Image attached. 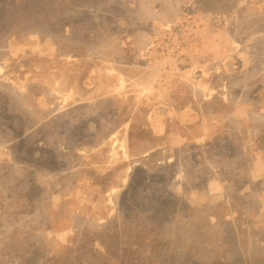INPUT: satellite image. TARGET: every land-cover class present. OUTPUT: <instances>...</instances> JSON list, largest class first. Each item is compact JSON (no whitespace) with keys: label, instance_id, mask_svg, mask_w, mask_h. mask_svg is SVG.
Wrapping results in <instances>:
<instances>
[{"label":"rangeland","instance_id":"1","mask_svg":"<svg viewBox=\"0 0 264 264\" xmlns=\"http://www.w3.org/2000/svg\"><path fill=\"white\" fill-rule=\"evenodd\" d=\"M195 18L227 28L244 46L232 64L244 65L245 77L264 79V0H0V77L43 100L36 116L15 118L14 131L6 121L1 132L3 144L37 123L21 134V180L2 184L15 195L3 198L0 264H264V179L253 182L251 172L253 157L264 161V117L250 119L255 148L243 149L236 134L237 148L213 161L211 179L224 183L212 191L200 178L191 181L199 190L174 188V166L153 157L120 161L125 146L116 135L104 149L109 161H91L87 146L108 138L115 119L99 118L97 138L79 143L84 161H64V120L80 122L64 119L58 100L64 74L76 79L79 71L64 57L76 61L92 51L104 61L119 47L143 48L150 40L166 61L183 64L178 51ZM257 104L264 108V100ZM76 139L69 137V146Z\"/></svg>","mask_w":264,"mask_h":264},{"label":"crops","instance_id":"2","mask_svg":"<svg viewBox=\"0 0 264 264\" xmlns=\"http://www.w3.org/2000/svg\"><path fill=\"white\" fill-rule=\"evenodd\" d=\"M198 22L197 18L192 20L191 32L184 37L185 44L178 51L184 55L183 64L166 61L150 40L143 48L119 47L104 61L94 55L90 57L92 51L73 56L76 61L64 57L66 67L75 64L79 71L76 79L64 74V99L58 100H64V119H80L77 125L64 120V132L68 135L64 136V143L68 145L64 149V161H84L85 156L78 145L86 139L97 138L102 128L98 125L99 118L115 119V122L108 130V138L87 146L91 161H109V154L104 153V149L109 142H114L113 135H116L118 144L125 146L126 157L120 161H129L133 157L150 161L153 157L157 164H172L175 168L174 188L180 185L182 189L189 186L199 190L198 183L191 181L200 178L201 185L206 183L212 191L219 183H213L211 179L218 169L213 161H224L230 146L237 148L233 135H241L243 149L255 148L251 134L257 129L250 125V119L254 115L264 117V108L257 104L264 100V79H256L259 73L245 77L246 67L232 64L231 60L235 58L232 55L239 56V48L244 46L233 40L227 28L214 29L208 26V21ZM28 87H23L25 91H22L13 79H8L6 84L0 77L1 137L4 122L8 121L5 124L14 131L15 118L36 116L38 103L43 100L41 97L38 100V94L31 93ZM36 126L37 123L28 126L3 144L0 139V215L5 213L3 198L15 195L14 188L2 187L6 183L15 187V182L21 180L20 152L25 146L21 134H30ZM75 134L77 139L69 146V137ZM29 155L36 157L35 150ZM156 156L161 159L156 160ZM256 158L252 159L251 172L253 182L261 183L264 161L259 156ZM182 165L188 170L181 169ZM203 167L206 170L199 177ZM180 173L185 177L191 175L193 179L184 182ZM66 232L64 228V234Z\"/></svg>","mask_w":264,"mask_h":264},{"label":"built area","instance_id":"3","mask_svg":"<svg viewBox=\"0 0 264 264\" xmlns=\"http://www.w3.org/2000/svg\"><path fill=\"white\" fill-rule=\"evenodd\" d=\"M179 47V45L175 44L171 47V51H175L177 48Z\"/></svg>","mask_w":264,"mask_h":264}]
</instances>
